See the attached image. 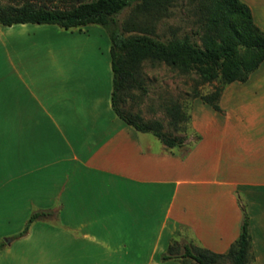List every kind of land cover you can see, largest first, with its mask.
Here are the masks:
<instances>
[{
	"label": "crops",
	"instance_id": "0c3cea01",
	"mask_svg": "<svg viewBox=\"0 0 264 264\" xmlns=\"http://www.w3.org/2000/svg\"><path fill=\"white\" fill-rule=\"evenodd\" d=\"M240 1L264 32V0ZM50 26H0V264H181L173 242L224 254L243 211L264 264V61L167 148L114 113L110 64L60 61Z\"/></svg>",
	"mask_w": 264,
	"mask_h": 264
},
{
	"label": "trees",
	"instance_id": "16d2710c",
	"mask_svg": "<svg viewBox=\"0 0 264 264\" xmlns=\"http://www.w3.org/2000/svg\"><path fill=\"white\" fill-rule=\"evenodd\" d=\"M133 3L130 18L118 28L114 17ZM173 5L174 0H7L6 3L0 1V26L54 25L65 31H80L88 25L104 27L110 40L114 113L135 130L151 133L164 146L173 148L182 145L184 139L169 136L161 131L158 123L149 125L120 108L128 89L146 92L139 77L140 66L145 60L179 65L184 71L196 73L202 83L219 78L221 86L213 97H202L203 103L214 110H218L224 86L246 81L264 61V32L254 24L249 8L240 0H205L201 8L200 46L192 42L190 36L161 41L154 33V26H141L136 21L140 15L158 21L168 15ZM166 111L175 126L189 120L177 104L167 106ZM41 215L33 213L20 235H24ZM2 246L0 244V250ZM169 259H179L181 264H218L222 259H227L229 264H251L247 214L243 211L239 237L226 253L215 254L173 242L162 255V260Z\"/></svg>",
	"mask_w": 264,
	"mask_h": 264
},
{
	"label": "rangeland",
	"instance_id": "374dc122",
	"mask_svg": "<svg viewBox=\"0 0 264 264\" xmlns=\"http://www.w3.org/2000/svg\"><path fill=\"white\" fill-rule=\"evenodd\" d=\"M0 1L1 3L7 2V0ZM204 4L205 0H174V5L169 9L168 15L163 16L160 20L152 21L150 18L140 15L136 21L141 26H154V33L161 41H166L171 37L183 38L184 36H190L191 41L200 46V18L201 8ZM133 7L134 3L114 17L118 28L130 18ZM49 28V32L51 30H53V33L58 32L59 57L60 61L66 62V65L67 62L71 61L69 65L73 67V63L75 61L79 62L82 57L94 69L100 68L102 70L103 65L110 64V40L104 27L88 25L80 31L76 29L65 31L54 25ZM127 35L125 34V36ZM2 45L3 37L0 35V76L4 69ZM18 53H21V51H18ZM95 56L99 57L98 60L94 58ZM139 77L141 78L143 86L146 88V92L142 93L135 88L128 89L123 94L120 103L122 111L138 116L143 122L149 125L158 123L163 133L172 137L183 138L184 140L190 131V115L194 117V121L204 123L212 112L211 108L203 103L202 97H213V94L221 86L219 78L211 83H202L196 73L184 71L179 65L153 62L151 60H145L141 64ZM1 89L2 80L0 78ZM194 100L199 101L194 103ZM171 104H177L180 110L186 116H189V120L175 126L166 111L167 106ZM1 138L0 124V144ZM1 161L0 149V187L3 182ZM4 214H6V208L0 205V215ZM12 216L16 218V221L21 220V208H16ZM1 241L6 242L7 240L2 238ZM35 261H37L35 257L29 260L30 264H34ZM218 264H229V261L222 259Z\"/></svg>",
	"mask_w": 264,
	"mask_h": 264
},
{
	"label": "water",
	"instance_id": "95a60500",
	"mask_svg": "<svg viewBox=\"0 0 264 264\" xmlns=\"http://www.w3.org/2000/svg\"><path fill=\"white\" fill-rule=\"evenodd\" d=\"M6 242H9L8 240Z\"/></svg>",
	"mask_w": 264,
	"mask_h": 264
}]
</instances>
